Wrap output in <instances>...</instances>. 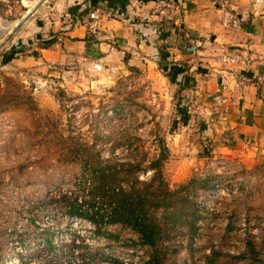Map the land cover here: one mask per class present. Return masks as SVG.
<instances>
[{
    "label": "rangeland",
    "instance_id": "obj_1",
    "mask_svg": "<svg viewBox=\"0 0 264 264\" xmlns=\"http://www.w3.org/2000/svg\"><path fill=\"white\" fill-rule=\"evenodd\" d=\"M39 1L0 0V264H142L148 249L135 246L132 230L105 225L98 233L89 221L69 217L63 198H81L88 187L86 159L131 162L141 168L133 174L150 181V163L163 150L161 178L175 196L187 193L201 215L195 240L186 225L169 230L166 264H264V152L214 141L206 130L215 119L192 112L202 101L192 108L194 72L185 60L172 59L187 69L178 80L159 64L139 58L136 65L127 53L105 62L74 53L42 63L40 39L98 18L89 11L74 22L66 16L71 6L47 0L46 11L39 8L14 30ZM152 11L160 35L176 37L172 48L166 44L172 55L190 52L184 30L178 25L173 33L181 6L162 0ZM18 47L17 60L38 63L10 59ZM88 253L94 259L85 260Z\"/></svg>",
    "mask_w": 264,
    "mask_h": 264
},
{
    "label": "crops",
    "instance_id": "obj_2",
    "mask_svg": "<svg viewBox=\"0 0 264 264\" xmlns=\"http://www.w3.org/2000/svg\"><path fill=\"white\" fill-rule=\"evenodd\" d=\"M160 1L98 0L97 7L101 12L97 20L84 19L74 26L60 27L57 43L47 49L38 48L36 54L42 63L55 64L65 62L74 53L83 58L99 57L104 62L127 53L136 65L140 58L149 64L163 62L168 66L166 70L174 67V80L187 74V69L172 61L185 60L190 73L194 72L191 76L195 99L209 101L213 93L220 91L232 101L227 117L215 119L207 126L206 131L214 141L225 149L245 146L264 152V66L261 64L264 60V4L254 5L253 0H172L182 9L181 18L173 25V33L179 25L190 41V52L178 50L174 56L168 49L173 47L172 40L176 41V37L174 39L172 33L160 35L155 28L156 11L151 10ZM46 3L50 2L40 6V13L46 11ZM75 4L83 7L87 3L84 0H55L53 7H73ZM224 6L230 7L240 19L239 29L221 24L219 17ZM49 7L52 10V6ZM108 10L114 12L113 18L105 16ZM41 27L42 23H39L32 30L39 31ZM231 52H242L252 59L250 67L243 69L240 65L219 61L220 56ZM35 59L14 58L25 64L38 63ZM243 79L246 80L244 84Z\"/></svg>",
    "mask_w": 264,
    "mask_h": 264
},
{
    "label": "trees",
    "instance_id": "obj_3",
    "mask_svg": "<svg viewBox=\"0 0 264 264\" xmlns=\"http://www.w3.org/2000/svg\"><path fill=\"white\" fill-rule=\"evenodd\" d=\"M98 0H84L86 6L75 5L69 8L74 22L88 14L96 7ZM83 6V5H82ZM79 14V17H77ZM57 43L54 36L49 39H40V48L47 49ZM23 47L12 49L10 59L14 54L21 53ZM37 55V54H36ZM161 70L168 67L163 62L159 63ZM166 76L174 79V67L168 68ZM166 159V151L150 163V168L155 170L150 181H142L135 176V169L139 166L131 162L115 163L110 166L103 161L92 163L86 159L84 166L92 175L89 177L88 187L81 198L65 196L64 206L69 217L84 219L92 223L98 233L107 225H121L132 230L139 239L140 248H146L148 256L142 264H166L167 246L163 245L170 229H181L186 225L190 228L191 238L195 240L198 231L197 222L201 215L199 208L191 201L189 195L175 196L176 191H171L161 178L160 167ZM157 183V184H156ZM69 199L70 202H65ZM76 245H72V248ZM73 250L71 249V253ZM70 250H68V253ZM58 256V255H56ZM91 256L88 253L87 260ZM84 264V262H83Z\"/></svg>",
    "mask_w": 264,
    "mask_h": 264
},
{
    "label": "built area",
    "instance_id": "obj_4",
    "mask_svg": "<svg viewBox=\"0 0 264 264\" xmlns=\"http://www.w3.org/2000/svg\"><path fill=\"white\" fill-rule=\"evenodd\" d=\"M161 2H159L157 6H159ZM253 3L254 5H263L264 0H253ZM99 12H101L99 7H93L90 11V17L97 19L99 17ZM104 14L108 18H113L114 16L112 10H108ZM66 16L72 20V15L70 12H66ZM219 19L224 27L234 29H239L241 27L240 19L228 6H224ZM174 61L177 62V59H174ZM219 61L226 65H240L243 67V69L250 67L252 63V59L245 56L242 52L226 53L219 57ZM261 64L264 66V60L261 62ZM245 81L246 80L243 79L242 84H244ZM210 98L211 100L207 101L206 103L201 102V105L193 109L192 112H197L199 118L205 121L212 120L213 118L217 120L225 119L230 112L232 101L220 91L213 93ZM198 102L200 101H196L192 105V108H194Z\"/></svg>",
    "mask_w": 264,
    "mask_h": 264
},
{
    "label": "water",
    "instance_id": "obj_5",
    "mask_svg": "<svg viewBox=\"0 0 264 264\" xmlns=\"http://www.w3.org/2000/svg\"><path fill=\"white\" fill-rule=\"evenodd\" d=\"M47 0H41L39 1L34 7L33 9L29 10L26 15L17 23L16 27L14 30L20 28L22 25H24L28 20L29 18L40 8V6ZM169 19H167L168 21ZM166 21V22H167ZM169 21H173V19L169 20ZM174 25V24H173Z\"/></svg>",
    "mask_w": 264,
    "mask_h": 264
}]
</instances>
